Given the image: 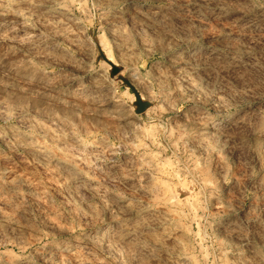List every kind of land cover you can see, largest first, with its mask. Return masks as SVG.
<instances>
[{"label": "rangeland", "instance_id": "374dc122", "mask_svg": "<svg viewBox=\"0 0 264 264\" xmlns=\"http://www.w3.org/2000/svg\"><path fill=\"white\" fill-rule=\"evenodd\" d=\"M0 264H264V0H0Z\"/></svg>", "mask_w": 264, "mask_h": 264}]
</instances>
